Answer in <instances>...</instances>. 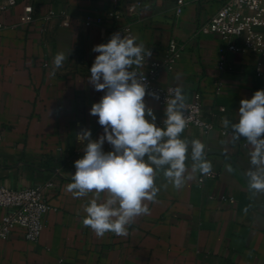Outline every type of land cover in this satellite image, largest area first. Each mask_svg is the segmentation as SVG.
Wrapping results in <instances>:
<instances>
[{"label":"crops","instance_id":"1","mask_svg":"<svg viewBox=\"0 0 264 264\" xmlns=\"http://www.w3.org/2000/svg\"><path fill=\"white\" fill-rule=\"evenodd\" d=\"M226 1L184 0L179 14L178 0H17L0 13L5 25L0 40V186L18 190L54 183L40 240L27 242L17 230L0 242V264H264V194H253L246 175L251 146L224 124L225 118L237 122L240 101L264 89V55L226 52L225 69L219 68L226 44L207 24ZM133 4L138 5L133 17L106 18ZM28 5L34 21L22 27L20 16ZM126 26L152 52L148 62L162 65L159 85L177 87L182 102L201 96L204 117L214 127L208 133L185 129L181 138L189 145L194 139L206 145L205 159L216 177L200 184L199 171L193 173L187 160L186 175L193 178L176 189L158 171L159 191L155 200L146 201L149 213L136 217L127 235L98 237L82 224L84 206L109 194L76 197L67 185L86 144L77 135L85 129L92 139L103 134L98 117L90 115L104 95L88 80L99 55L93 48ZM172 40L180 56L168 67L163 63ZM60 52L66 59L52 75ZM145 100L162 125L166 107ZM104 150H112L107 142Z\"/></svg>","mask_w":264,"mask_h":264},{"label":"clouds","instance_id":"2","mask_svg":"<svg viewBox=\"0 0 264 264\" xmlns=\"http://www.w3.org/2000/svg\"><path fill=\"white\" fill-rule=\"evenodd\" d=\"M136 41L135 36L115 33L107 43L93 48L99 55L89 69L88 80L104 95L92 105L90 115L98 117L103 134L92 139L91 130L85 129L77 135L86 144L83 156L74 162L76 171L67 191L76 197L93 192L97 197L109 194L104 201L93 198L84 206L82 224L98 237L109 232L127 235L135 218L149 213L146 201L157 196L158 171L162 170L176 189L193 178L186 175L187 160L193 173L212 172L211 162L205 159L206 145L199 139L189 145L181 138L187 118L179 92L166 102L165 118L158 126L157 116L145 100L149 94L147 80L133 67H141L145 56L151 57L152 52ZM65 59L63 52L55 55L52 75ZM151 95L159 100L158 93ZM238 117L235 123L225 118L224 124H231L233 136L246 139L251 146L248 187L254 195L264 194V89L240 101ZM106 142L112 149L107 152Z\"/></svg>","mask_w":264,"mask_h":264},{"label":"built area","instance_id":"3","mask_svg":"<svg viewBox=\"0 0 264 264\" xmlns=\"http://www.w3.org/2000/svg\"><path fill=\"white\" fill-rule=\"evenodd\" d=\"M177 13L182 12L184 0H178ZM17 5V0H1L0 13ZM138 5L129 6L126 11L113 10L106 15L112 22H119L124 15L133 17ZM33 7L28 5L20 16V25L27 27L34 21ZM50 16H54L50 12ZM68 25L67 22L64 24ZM90 26V22L86 23ZM5 25L0 22L1 33ZM207 29L219 36L226 44L220 49L222 57L219 68L225 69L224 53H246L251 55H264V0H227L220 10L211 18ZM121 36H130V27H118L114 33ZM180 56V49L175 40L169 43L163 64L172 67ZM46 66V65H45ZM136 71L143 74L149 85L146 98L153 99L160 106L166 107V102L171 101L180 90L173 86H161L157 83L161 64L148 62L146 56L141 67L133 66ZM262 64H257V74L260 76ZM159 95V100L152 97L151 93ZM184 112L187 118L185 129L193 127L203 130L205 133L213 129V123L204 117L203 105L200 95H195L190 102H183ZM61 150V149H60ZM215 173L208 175L200 173L199 183L206 179L215 178ZM54 186L53 182H47L43 186L25 187L18 190L8 189L0 186V242L6 241L17 230L23 231V237L27 242L36 243L40 240L45 229V219L52 210L47 200V193ZM225 199V198H223Z\"/></svg>","mask_w":264,"mask_h":264}]
</instances>
